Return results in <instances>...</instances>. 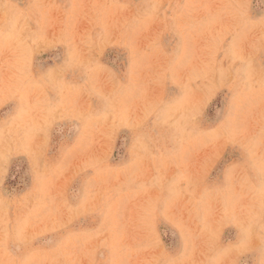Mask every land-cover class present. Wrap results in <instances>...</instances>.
<instances>
[{
    "label": "rangeland",
    "instance_id": "rangeland-1",
    "mask_svg": "<svg viewBox=\"0 0 264 264\" xmlns=\"http://www.w3.org/2000/svg\"><path fill=\"white\" fill-rule=\"evenodd\" d=\"M0 264H264V0H0Z\"/></svg>",
    "mask_w": 264,
    "mask_h": 264
}]
</instances>
